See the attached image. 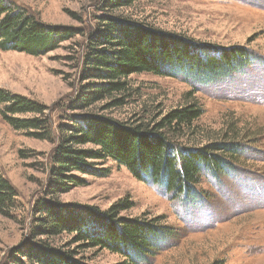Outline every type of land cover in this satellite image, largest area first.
<instances>
[{
	"label": "rangeland",
	"instance_id": "1",
	"mask_svg": "<svg viewBox=\"0 0 264 264\" xmlns=\"http://www.w3.org/2000/svg\"><path fill=\"white\" fill-rule=\"evenodd\" d=\"M3 1L47 25L75 30V35L43 56L0 50V89L47 107L54 130L51 140H36L15 131L0 117V174L18 194L8 215L0 214V264L18 260L15 249L30 240L56 247L72 242L73 235L66 233L35 237L40 200L101 212L126 200L131 208L120 217L159 219L172 232L155 245L157 254L141 264H264V0H138L119 10L106 8L108 0ZM106 18L124 19L217 48L244 47L250 64L237 73L210 79L133 74L126 79L124 94H112L84 108L82 95L100 84L85 77L92 68L85 59ZM113 99L124 103L106 109ZM193 103L203 114L193 123L194 134L177 142L198 147L222 141L226 135L239 143L240 158L218 180L204 174L194 197L175 199L163 186L140 182L110 160L92 163L103 170L98 175L72 172L80 179L79 186L49 194L58 125H70L91 114L122 123L137 118L157 122L168 112ZM79 254L90 264L123 261L107 250Z\"/></svg>",
	"mask_w": 264,
	"mask_h": 264
},
{
	"label": "trees",
	"instance_id": "2",
	"mask_svg": "<svg viewBox=\"0 0 264 264\" xmlns=\"http://www.w3.org/2000/svg\"><path fill=\"white\" fill-rule=\"evenodd\" d=\"M135 1L138 0H108L106 8L119 10ZM105 22L100 35L88 47L85 59L86 65L92 67L85 77H93L100 84L82 95L80 106L84 108L112 94H124L126 79L133 74L216 78L242 71L250 64V53L244 47L217 48L119 18H106ZM74 35L75 30L47 25L23 8L0 0L1 51L43 56ZM123 103V99H113L106 109H116ZM0 105L2 121L15 131L41 141L54 137L48 108L42 104L0 89ZM202 114L203 110L193 103L168 112L157 122L137 118L122 123L91 114L70 125H58L49 194L67 191L71 185L79 186L81 181L72 172L98 175L103 170L95 169L92 163L110 160L125 167L140 182L163 186L175 199L194 197L204 174L218 180L234 162L240 161L239 143L226 135L222 141L198 147L177 142V138L187 139L194 134L193 123ZM18 115L30 118L20 119ZM87 145L92 148H83ZM17 197V191L0 174L1 215H8ZM130 205L124 200L101 212L89 206L40 200L36 204L40 217L33 232L35 237L53 238L66 233L73 235L72 242L56 247L30 240L15 249L19 258L13 264H90L79 254L89 249L118 254L123 258L118 264L147 262L157 254L155 245L172 231L162 226L159 219L120 217Z\"/></svg>",
	"mask_w": 264,
	"mask_h": 264
}]
</instances>
